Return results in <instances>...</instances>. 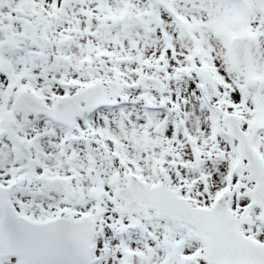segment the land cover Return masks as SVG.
<instances>
[{
	"label": "snow or ice",
	"instance_id": "obj_1",
	"mask_svg": "<svg viewBox=\"0 0 264 264\" xmlns=\"http://www.w3.org/2000/svg\"><path fill=\"white\" fill-rule=\"evenodd\" d=\"M0 264H264V0H0Z\"/></svg>",
	"mask_w": 264,
	"mask_h": 264
}]
</instances>
